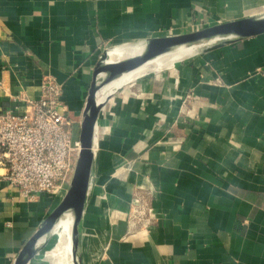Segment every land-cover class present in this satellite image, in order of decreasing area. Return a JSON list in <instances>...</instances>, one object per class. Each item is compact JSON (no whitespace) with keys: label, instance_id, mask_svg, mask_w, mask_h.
<instances>
[{"label":"crops","instance_id":"1","mask_svg":"<svg viewBox=\"0 0 264 264\" xmlns=\"http://www.w3.org/2000/svg\"><path fill=\"white\" fill-rule=\"evenodd\" d=\"M262 15L264 0H0V112L9 92L37 96L50 77L78 127L110 48ZM96 145L81 264H264V34L141 66ZM53 204L0 181V264Z\"/></svg>","mask_w":264,"mask_h":264},{"label":"built area","instance_id":"2","mask_svg":"<svg viewBox=\"0 0 264 264\" xmlns=\"http://www.w3.org/2000/svg\"><path fill=\"white\" fill-rule=\"evenodd\" d=\"M61 95L62 86L50 77H43L37 96L22 89L7 94L12 107L0 112V181L11 197L59 203L71 182L80 126L74 127Z\"/></svg>","mask_w":264,"mask_h":264},{"label":"water","instance_id":"3","mask_svg":"<svg viewBox=\"0 0 264 264\" xmlns=\"http://www.w3.org/2000/svg\"><path fill=\"white\" fill-rule=\"evenodd\" d=\"M261 34H264V15L215 23L192 32L153 37L131 45V51L111 72L100 89H95V84L92 83L81 113V148L71 182L62 199L41 221L12 264H29L37 256V248L43 247L64 222L69 225L70 264H81L80 228L87 196L88 174L94 154L92 151L97 143L99 119L146 60L191 43L207 42L209 47L215 43H233ZM104 57L106 52L101 59ZM56 223V227H53ZM50 228H53L52 231Z\"/></svg>","mask_w":264,"mask_h":264},{"label":"bare ground","instance_id":"4","mask_svg":"<svg viewBox=\"0 0 264 264\" xmlns=\"http://www.w3.org/2000/svg\"><path fill=\"white\" fill-rule=\"evenodd\" d=\"M207 42H198V43H191L187 45H183L180 47H177L173 50L163 52L156 54L145 61L144 65H147L149 67H153L158 65V67H161V65L165 66H172L175 65L182 60L192 57L195 54L198 53V50L203 49L204 47H207ZM131 51L129 46H116L112 47L108 50V53L106 57L103 58V60L100 62L99 67L96 70L95 73V89H100L110 76L111 72L117 67V65L121 62V60ZM155 68V67H154ZM95 153V151H92ZM94 158V154H93ZM93 161V159H92ZM93 168V165L91 166ZM91 170V169H90ZM58 223V222H57ZM57 223L53 226L56 227ZM52 231L53 228H50ZM57 234L54 243L53 248L50 249L53 251L56 258H59V255H61V264H70V252H69V225L67 222H64L59 229L57 230ZM53 235H51L50 239ZM42 251V247H38L36 252L37 255Z\"/></svg>","mask_w":264,"mask_h":264},{"label":"rangeland","instance_id":"5","mask_svg":"<svg viewBox=\"0 0 264 264\" xmlns=\"http://www.w3.org/2000/svg\"><path fill=\"white\" fill-rule=\"evenodd\" d=\"M209 25H211V24H209ZM204 27V26H203ZM200 28H202L201 26H199L198 28H196V30H198V29H200ZM168 36H170V35H168ZM153 67H155V68H157L158 67V65H156V66H153ZM161 67H165V65H161ZM159 68V67H158ZM96 72V71H95ZM94 84H95V80H94ZM57 201H58V199L56 200V199H54V204L53 205H55L56 203H57ZM56 234L57 233H55L53 236H52V238L50 239H48L47 241H46V243L43 245V247H42V251L32 260V261H34L35 262V264H61L60 263V260H61V255H59V258L60 259H58V258H56L55 257V255H54V253H53V251H51L50 249H52L53 248V243H54V240H55V238H57L56 237Z\"/></svg>","mask_w":264,"mask_h":264}]
</instances>
